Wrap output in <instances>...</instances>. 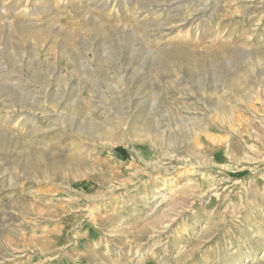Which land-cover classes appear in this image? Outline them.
<instances>
[{"label": "rangeland", "instance_id": "rangeland-1", "mask_svg": "<svg viewBox=\"0 0 264 264\" xmlns=\"http://www.w3.org/2000/svg\"><path fill=\"white\" fill-rule=\"evenodd\" d=\"M0 264H264V0H0Z\"/></svg>", "mask_w": 264, "mask_h": 264}]
</instances>
